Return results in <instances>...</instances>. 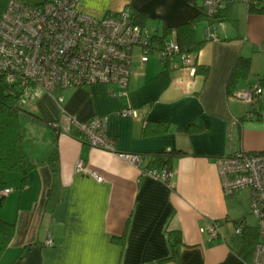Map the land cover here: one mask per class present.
<instances>
[{
  "label": "crops",
  "instance_id": "1",
  "mask_svg": "<svg viewBox=\"0 0 264 264\" xmlns=\"http://www.w3.org/2000/svg\"><path fill=\"white\" fill-rule=\"evenodd\" d=\"M8 2L0 0V17ZM125 6L143 14L140 23L148 30L165 36H177L175 26L200 10L195 0H79L95 16ZM219 12L211 25L214 38H206L209 19L198 20L205 22L203 34L195 23L197 39L204 40L195 51L196 72L179 57L170 64L157 52L142 62L136 47L126 95L96 82L53 92L62 99L38 89L25 101L40 117L23 118L31 123L25 126V148L38 164L25 185L21 173H13L14 189L1 202L0 216L15 231L0 264H178L168 258L172 229L181 231L182 264H249L234 247V231L239 223L256 225L249 218L251 192L225 193L215 159L238 149L264 152V12L241 1L227 2ZM240 54L251 57V69L237 89L257 81L263 88L253 102L227 94V77ZM129 106L137 108L136 115L119 114ZM69 115L81 121L105 116L116 151L68 132ZM59 120L63 126L56 129L51 122ZM146 121L150 129L156 121L168 128L146 133ZM171 148L186 154L172 160L168 180L143 172L164 166L153 156ZM117 151L141 153L144 160L136 166ZM79 159L87 170L76 169ZM214 223L215 236L209 231Z\"/></svg>",
  "mask_w": 264,
  "mask_h": 264
},
{
  "label": "built area",
  "instance_id": "2",
  "mask_svg": "<svg viewBox=\"0 0 264 264\" xmlns=\"http://www.w3.org/2000/svg\"><path fill=\"white\" fill-rule=\"evenodd\" d=\"M256 0H195L208 18L218 13L227 2ZM206 38L216 37L209 19ZM174 33V32H173ZM140 48V59L148 61L157 52L165 62L175 63L180 58L183 67L197 71L196 52L185 49L177 36H156L143 24L131 7L95 16L79 7V0H43L28 3L9 0L0 17V79L9 84V90L18 89L23 98L33 100L38 89L49 92L69 86L91 85L102 82L114 85V93L126 95L132 71L134 49ZM259 81L243 89H236L229 96L242 102H253L262 93ZM54 94V93H53ZM62 99V95L54 94ZM26 100V101H27ZM123 116L136 115L137 108L119 110ZM61 129L62 121L51 122ZM68 132H77L93 145L115 150V141L106 130V117L95 115L81 121L69 115ZM117 153L136 166H140L144 155L136 152ZM222 185L229 194L240 189L251 192L250 213L257 219L258 239L249 264H264V152L238 149L216 157ZM76 169L87 170L82 159ZM143 172L168 180L173 171L167 166H149ZM97 179L101 176L92 172ZM12 185L0 187V197L13 191ZM245 223L235 227V233L243 232ZM215 236L219 224L209 228ZM47 243L52 244V239Z\"/></svg>",
  "mask_w": 264,
  "mask_h": 264
},
{
  "label": "trees",
  "instance_id": "3",
  "mask_svg": "<svg viewBox=\"0 0 264 264\" xmlns=\"http://www.w3.org/2000/svg\"><path fill=\"white\" fill-rule=\"evenodd\" d=\"M252 11L264 12V2L256 0L248 4ZM220 12L216 13L212 18H208L203 11L198 10V13L190 21L179 23L175 26L177 32V40L183 48L198 51L204 40H198L196 37L195 23L202 18L210 19L211 21L219 18ZM138 16L137 21L142 22L143 14L136 11ZM167 27L166 30H170ZM154 35L164 37L165 34L153 32ZM197 64V71L199 69ZM251 69V57L238 55L235 59L231 71L227 77L226 87L227 94L230 95L237 89V82L240 79L246 78ZM9 84L0 79V170L3 171H18L21 173V185H25L28 179L29 171L37 166L38 162L31 156L25 148V125L24 115L27 113L36 118H40L33 111L27 110L23 103L21 92L16 89L13 92L9 90ZM150 121L145 122V132H159L168 128V123L157 122L152 123V129L149 128ZM56 138L53 145V150L56 149ZM260 152V151H259ZM186 154V151L181 148H171L162 150L154 154L153 159L161 165L170 168L172 160ZM1 187V186H0ZM3 197H0V206ZM15 231V224L7 221L0 216V256L4 249L9 244ZM171 254L168 258L182 264L180 260V246L183 244L181 231L172 229L168 233ZM234 247L245 256L248 261L251 260L255 243L258 239V231L256 225H245L243 232L238 233L235 237Z\"/></svg>",
  "mask_w": 264,
  "mask_h": 264
},
{
  "label": "rangeland",
  "instance_id": "4",
  "mask_svg": "<svg viewBox=\"0 0 264 264\" xmlns=\"http://www.w3.org/2000/svg\"><path fill=\"white\" fill-rule=\"evenodd\" d=\"M137 18H138V16H137ZM199 23H198V32L201 34H203V32H204V27H205V22H204V20H200V21H198ZM147 27H149L150 29H152V26H150V24L148 23L147 24ZM27 99H25V98H23L22 99V103L23 104H25V101H26ZM26 106H28L29 104L28 103H26L25 104ZM24 120V119H23ZM24 125L27 127L28 126V128H31V123H29V122H25L24 121ZM16 171H3V170H0V185H3V184H5V183H9V185L10 184H14V180H13V173H15ZM13 186V185H12ZM249 218H250V220L251 221H253V222H255L256 223V221H257V219H256V217L255 216H253V215H249Z\"/></svg>",
  "mask_w": 264,
  "mask_h": 264
}]
</instances>
